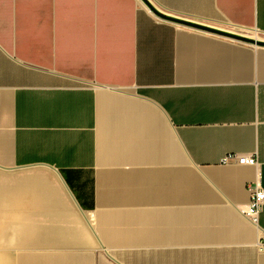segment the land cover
I'll return each mask as SVG.
<instances>
[{"label":"crops","instance_id":"0c3cea01","mask_svg":"<svg viewBox=\"0 0 264 264\" xmlns=\"http://www.w3.org/2000/svg\"><path fill=\"white\" fill-rule=\"evenodd\" d=\"M145 1L264 35V0ZM254 183L263 47L140 0H0V264H264Z\"/></svg>","mask_w":264,"mask_h":264},{"label":"water","instance_id":"95a60500","mask_svg":"<svg viewBox=\"0 0 264 264\" xmlns=\"http://www.w3.org/2000/svg\"><path fill=\"white\" fill-rule=\"evenodd\" d=\"M143 4H145V6L148 8V10L158 19L164 20V21H168L171 23H175L177 25H181L187 28H191L200 32H204L210 35H214L217 37H221V38H225V39H229L232 41H236L239 43H243V44H247V45H251V46H256V47H263L264 48V40H258V39H253L241 34H237V33H233V32H228V31H224V30H219L216 28H212V27H207L204 25H200L197 23H192V22H188V21H184L181 19H177L174 17H170L167 15H163L161 13H159L157 10H155L150 4H148L145 0H140Z\"/></svg>","mask_w":264,"mask_h":264},{"label":"built area","instance_id":"2783aa9c","mask_svg":"<svg viewBox=\"0 0 264 264\" xmlns=\"http://www.w3.org/2000/svg\"><path fill=\"white\" fill-rule=\"evenodd\" d=\"M231 162H236L241 166H256L257 161L254 155L249 156H237L234 154H227L220 160V163L223 165L229 164ZM250 193V201L244 212V215L253 223H256L257 217L261 211L262 206L264 205V192L260 188L259 183H254L248 187ZM264 249V244L262 245Z\"/></svg>","mask_w":264,"mask_h":264},{"label":"rangeland","instance_id":"374dc122","mask_svg":"<svg viewBox=\"0 0 264 264\" xmlns=\"http://www.w3.org/2000/svg\"><path fill=\"white\" fill-rule=\"evenodd\" d=\"M220 29H223V30H226V31H229V32H233V33H237V34H241V35H244V36H247V37H250V38H255L254 36H258L259 39L258 40H264V35L256 32V31H244L245 33H242V31L240 30H233V29H229L227 28L226 26H224L223 24L221 23H217V25Z\"/></svg>","mask_w":264,"mask_h":264},{"label":"bare ground","instance_id":"6f19581e","mask_svg":"<svg viewBox=\"0 0 264 264\" xmlns=\"http://www.w3.org/2000/svg\"><path fill=\"white\" fill-rule=\"evenodd\" d=\"M254 37H255L254 39H259V37H258V36H256V35H255Z\"/></svg>","mask_w":264,"mask_h":264}]
</instances>
